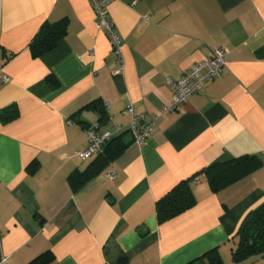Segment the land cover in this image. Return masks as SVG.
I'll return each mask as SVG.
<instances>
[{"label": "crops", "instance_id": "obj_1", "mask_svg": "<svg viewBox=\"0 0 264 264\" xmlns=\"http://www.w3.org/2000/svg\"><path fill=\"white\" fill-rule=\"evenodd\" d=\"M124 70L96 26L91 0H0V252L4 264H208L216 249L233 264L242 216L264 202V0H114ZM144 16H147L145 18ZM64 33L40 56L29 44L45 23ZM222 46L225 66L171 110L173 90L191 65ZM52 77V84L48 77ZM132 103L144 122L157 117L143 144L133 142ZM119 125L123 150L109 164L83 159L85 128ZM254 156L257 167L211 190L204 169ZM95 166L76 183L72 175ZM115 177L107 178V173ZM188 180L195 204L162 223L156 202ZM238 264H264V256Z\"/></svg>", "mask_w": 264, "mask_h": 264}, {"label": "trees", "instance_id": "obj_2", "mask_svg": "<svg viewBox=\"0 0 264 264\" xmlns=\"http://www.w3.org/2000/svg\"><path fill=\"white\" fill-rule=\"evenodd\" d=\"M64 33V24L62 22H45L33 40L29 44V49L33 57L40 56L44 52L53 48L56 42ZM52 84V77H48ZM17 107L12 104L4 108L0 113L3 121H10L17 116ZM122 135L112 139L111 143L98 153L96 161L109 164L124 148ZM254 156L241 157L230 161L215 163L204 169L208 184L213 191H217L237 179L253 171L258 163L254 161ZM96 167H88L80 174L72 175L76 183L89 179L95 172ZM195 204V198L190 188L188 180H183L171 188L163 197L156 202L157 221L162 223L171 219ZM235 246L231 250V259L233 264H238L248 258L264 256V202L249 209L241 218L237 230L233 236ZM208 264H224L216 249L210 250L202 256ZM53 257L50 251H45L28 264H49ZM125 255H121L117 264H126Z\"/></svg>", "mask_w": 264, "mask_h": 264}, {"label": "built area", "instance_id": "obj_3", "mask_svg": "<svg viewBox=\"0 0 264 264\" xmlns=\"http://www.w3.org/2000/svg\"><path fill=\"white\" fill-rule=\"evenodd\" d=\"M114 0H91V6L96 15V26L101 29L109 39L112 51L119 57L120 64L114 70V74L120 75L124 70V61L121 53V38L117 28L110 18L108 7ZM147 18V16H144ZM226 50L222 46L211 50V55L203 61L195 63L178 79L165 78V83L173 90V98L167 106V110L175 108L184 103L190 96L201 91L206 81L219 76L225 66ZM4 82L8 81L7 76H0ZM130 117L129 132L133 142L143 144L144 141L154 132L157 117L150 122H144L142 115L137 113L132 103L127 104L124 109ZM120 129L119 125H114L113 129H103L98 123L90 124L85 128L88 136V146L80 152L83 159L102 153L105 143L109 141L114 132ZM107 178L115 177V172L110 171ZM5 256L0 252V264H4Z\"/></svg>", "mask_w": 264, "mask_h": 264}]
</instances>
